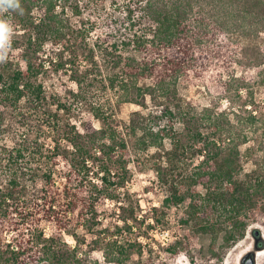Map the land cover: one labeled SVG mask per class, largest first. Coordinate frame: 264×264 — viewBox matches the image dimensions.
<instances>
[{
    "label": "trees",
    "instance_id": "16d2710c",
    "mask_svg": "<svg viewBox=\"0 0 264 264\" xmlns=\"http://www.w3.org/2000/svg\"><path fill=\"white\" fill-rule=\"evenodd\" d=\"M63 2L19 0L23 14L7 13L25 29V67L0 69V105L17 107L27 99L52 119L59 110L69 111L67 101L48 95L38 81L52 63L72 70L76 88L68 94L77 102L101 87L113 90L117 104L143 105L149 97L160 108L133 111L120 126L110 97L95 102L91 112L99 127L65 124L45 153L40 152L55 167L45 171L38 189L35 180L30 185L22 180L21 167L15 169L24 156L22 147L3 153L0 264H98L83 254L84 246L89 248L85 254L99 250L107 262L128 264L135 257V264H150L142 259L150 237L139 233L143 243L129 235L145 223V215L136 212L138 205L131 200L116 205L112 214L117 218L107 224L99 210L125 195L132 138L135 148L158 149L156 173L169 183L163 206L185 202V222L197 231L214 239L223 233L226 243L242 238L249 224L264 216V173L256 167L242 173L241 163L242 145L250 140L264 144V103L255 96L264 86V0H109L108 13L84 0L80 6L91 9L94 17H88V27L72 32L64 29ZM73 10L81 14L79 5ZM92 32L96 35L89 41ZM65 36L71 38L69 44L46 55V63L44 43L56 45ZM96 53L106 63V75L99 71ZM80 56L87 64L82 71ZM209 70L217 77L212 86L219 89L197 109L180 96L178 84ZM163 217L160 207H152L153 224L148 221L146 229L162 224ZM41 219L51 221L55 231L45 235L37 230ZM77 229L92 237L87 241ZM63 233L75 243L68 244ZM179 245L174 241L166 248L176 253Z\"/></svg>",
    "mask_w": 264,
    "mask_h": 264
},
{
    "label": "rangeland",
    "instance_id": "374dc122",
    "mask_svg": "<svg viewBox=\"0 0 264 264\" xmlns=\"http://www.w3.org/2000/svg\"><path fill=\"white\" fill-rule=\"evenodd\" d=\"M82 1L84 0H64L63 2V5H65L63 15L65 19L64 29L68 32H72L71 28L88 27V17H94L93 12L90 11L91 9L86 10L80 6ZM93 1L98 4L99 8L103 9L102 11L112 12L109 0ZM76 4L81 9L80 15H76L73 12V7ZM6 15L7 13H4L3 18L8 19L14 25L11 15L9 14L8 17ZM32 15L37 16L38 11L34 9ZM14 26L17 29V34L12 40L8 59L0 62V69H3V71L17 67L23 69L25 67V62L21 58L25 29L17 23ZM95 35L96 32H92L88 36L90 38L89 41ZM70 36L72 37L71 34ZM61 39V42L59 41L56 45L51 44L50 40L44 43L41 57L45 59L46 63L48 62L46 55H52L61 47H65L66 43L69 44V39L71 38L65 36ZM67 53L66 49L64 56H67ZM96 56L100 73L106 75L108 69L106 63L103 62L99 53H96ZM77 65L81 71L87 66L83 56L79 57ZM75 67L77 66L75 65ZM236 70L240 73L239 67ZM71 71L69 66L58 69L51 63L45 67L43 73L38 77V81L42 82L48 95H55L63 102L67 101L66 104L69 106V111L59 110L58 116L53 119L47 115L48 113L43 107L34 108L33 104L29 103L27 99H22L17 107L0 105V114H2V120H0V158L4 157L3 153L22 147L24 156L14 166L16 170L21 167L22 174L25 176L22 178L23 181L25 180L28 184H34L32 181L35 180L37 185L35 184L36 187L35 185L34 187L36 189H38L45 171L55 167L53 164H49L46 161L47 158L42 157L40 152L44 151L43 153H45V149L57 137L58 131L65 124L69 127L71 124L78 125L83 122H91L93 126L99 127L101 122L93 116L91 112L92 105L106 97H110L111 103H116V96H114L113 90L101 87H94L92 91L90 89L87 98L80 102L73 100V97L68 94L69 91L76 88ZM216 79L217 77L214 76L211 70L205 72L200 78L181 79L178 84V92L191 106L199 109L212 99L213 94L217 93L219 88L212 86ZM208 85H210V90H208ZM255 96L257 100L264 103V86L257 88ZM159 108L155 106L149 97H146L143 105L133 102H120L112 105L111 110L115 120L122 126L128 122L133 111L139 110L142 113H147ZM54 110L52 108L51 111L54 112ZM128 145L130 150L129 177L122 190L125 195L121 194L123 198L118 204L109 200L104 206L99 207V210L101 211L104 224H107L114 222L117 218L115 214H112L116 205L125 203L127 200H131L134 205H138L136 212L139 215H145V223H140L139 227L129 235L131 238L138 237L137 239L142 240L143 243L146 239L139 236V233L146 232L150 237L149 240H146L148 243L143 250V261L146 260L150 264H248L249 261H253L254 264H264V216L250 223L242 238L230 243H226L222 236L223 233H220L214 239L209 233L197 231L192 223L185 222V202L178 205L163 206V200L169 194V183L160 180L156 173L155 166L159 163L156 155L158 149L154 147H149L145 150L135 148L133 138L128 139ZM37 146H39V151L35 150ZM3 149H6V152ZM241 153L242 173L249 172L255 167L259 172L264 173V144H257L254 140H250L241 146ZM5 170L3 167L0 168L3 176ZM32 171L33 173H31ZM28 189H30V186ZM154 206L160 207L161 211L164 212L163 222L153 229H146L145 225L148 221L153 224L149 216ZM36 228L37 230H42L45 235H50L55 231L54 224L46 219H41ZM75 233L87 241L92 237L84 229H77ZM62 237L70 245L75 243L71 234L63 233ZM174 241H179L180 245L178 252L171 253L166 247ZM87 249L89 248L83 247V254L90 261L96 260L98 264H117L107 262L99 250H93L85 254L84 251ZM135 263V257H132L128 262V264Z\"/></svg>",
    "mask_w": 264,
    "mask_h": 264
},
{
    "label": "clouds",
    "instance_id": "9594fccd",
    "mask_svg": "<svg viewBox=\"0 0 264 264\" xmlns=\"http://www.w3.org/2000/svg\"><path fill=\"white\" fill-rule=\"evenodd\" d=\"M10 10H19L20 14H23L19 0H0V62L8 59L12 40L17 34L16 27L8 19L3 18L4 13Z\"/></svg>",
    "mask_w": 264,
    "mask_h": 264
},
{
    "label": "water",
    "instance_id": "95a60500",
    "mask_svg": "<svg viewBox=\"0 0 264 264\" xmlns=\"http://www.w3.org/2000/svg\"><path fill=\"white\" fill-rule=\"evenodd\" d=\"M248 264H254L253 261H249Z\"/></svg>",
    "mask_w": 264,
    "mask_h": 264
}]
</instances>
